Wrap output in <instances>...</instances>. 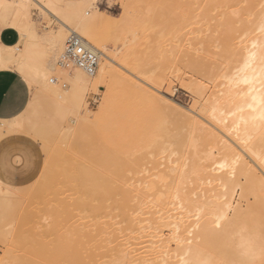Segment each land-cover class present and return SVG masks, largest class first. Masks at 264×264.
<instances>
[{
    "label": "rangeland",
    "instance_id": "rangeland-1",
    "mask_svg": "<svg viewBox=\"0 0 264 264\" xmlns=\"http://www.w3.org/2000/svg\"><path fill=\"white\" fill-rule=\"evenodd\" d=\"M126 1L128 0H107V2L98 0V6L99 3H101L99 9L103 11L106 16L110 17H105L104 27L100 29L101 32L104 30L105 33H97V39L107 46L110 54L117 53L118 56L114 60L115 63L119 60H123L124 56H128L129 66H131L130 64H134L132 66L133 69L131 67L127 68L129 73L121 71V77L113 76L108 79H101L95 89H91L89 86L83 99L82 108L78 112L74 106L77 103V101H75L76 91H74V97L71 95L73 93L72 90H76V87L74 88V86H72V89L70 85L71 82L65 81L67 79L63 78V80H58L55 85H52V87L50 86L51 88L48 86L42 87L41 85L33 87L26 81L30 87L31 97L26 109L21 113V121L26 127L36 124L41 128L44 137L53 140V146L50 148L52 150H46L41 139L26 133L13 132L5 134L0 138L1 140L13 134H21L29 138L34 146L32 152L36 159V165L38 166V171H34L33 176L29 180L18 186H8L15 191L13 192L10 190L12 193H15L11 194L10 200L7 202L0 200V207L12 208L11 210L7 209V211H5L6 213L8 212L7 218L2 220L5 223L1 224L0 222L2 225H0L2 227L0 228V264H50L51 259L52 264H60L62 260L58 261V258L60 259L59 256L62 251V254H64L65 251V257L67 256L66 259L68 256L71 257L75 254V257L78 259L73 261L75 264H121L113 249L117 248L119 237L124 235V233L125 235H129L128 237H131L130 235L135 236L134 233L129 234V219L135 216V209H148L143 203L140 204L139 200L137 201V199L131 196V194H134V192H132V184L134 185L136 179L145 175L146 172H143L145 168L146 170L150 168L149 171H152L151 173H159L161 171V165L158 166V163L161 161V158L163 156L166 157L165 155L168 153L166 146H169V149L172 146L169 150L170 152L175 148L174 151H177L176 156H183L184 153V158H188L191 162L190 158H192V154L194 153L191 154V150L195 151L197 150L196 148H198V151H200V145L205 143L203 141L201 142V139H197V135L190 137L191 134L195 135V133H193L194 131L189 127L191 124L189 125L187 117H192L193 114L196 115L195 112H192L195 110L191 109L195 100L199 98L200 101L202 100L201 102H204L209 96L212 86L221 82L222 76L220 77L218 75L222 74V66H224L226 62H230L229 64H231V60H236L237 62L239 59V57L234 54L235 50H233V48L226 50L227 46L225 47V45H228L229 42L226 43L225 39L229 38L227 37L229 33H231V39H233L236 35L238 36L242 33L244 27L252 25V20L256 21V10L249 9L251 2L254 0H250L251 2L249 0H222L224 2H220V0V3L217 1L214 7L209 8L205 2H199L200 0H144L142 3L140 2L139 6L134 5L135 10L137 8L136 12L129 11L128 14L130 16L127 14L120 19L119 13L122 9L121 5H124ZM235 10H237L236 14L234 13ZM250 11H252V13ZM131 12L132 14H130ZM229 12L231 14H226ZM134 13L136 15H134ZM237 13L241 15H238V17ZM31 15L33 20L37 22L36 26L39 33H44L50 27L53 29L58 28V24L51 17H48V19L41 18L38 9L33 8L31 10ZM228 15L229 17L232 15V20L234 17L240 18H235V21L233 20L235 23H233V30L230 32L223 21L226 20ZM136 16H138L139 19L138 17L136 18ZM131 17L136 20L133 19L134 21H132ZM1 19L2 16H0V20ZM118 19H120V21ZM124 19L127 22L130 20V22L127 23ZM122 20L125 24L121 23ZM112 21L113 23H111ZM222 23L224 25H222ZM111 24L114 29H116L115 25L116 27L118 25H125L124 27L120 26L123 33L117 31L118 29L113 31L114 29H111ZM109 26L111 27L109 28ZM121 29L119 28V30ZM222 29L224 30L222 31ZM107 30H110V32L108 33ZM126 30L128 31L127 33ZM225 32H228L227 35H225ZM210 34L213 35L211 36ZM222 34L225 35L226 38L223 37ZM205 37L206 44L208 46L210 44L208 47L210 49L209 52L201 43ZM90 43L94 45V43ZM231 43H234V41H231ZM198 45H200L199 47L202 45L203 52H205V54H203L204 60H200V58H197L199 55L196 56L195 54L194 49H196ZM138 69H140L141 73ZM143 70L144 74L142 73ZM58 72H56V75ZM146 74H149L152 78L148 75L151 81L149 83L146 82L148 85L144 84L148 86L156 96L171 102V105H168L159 101H153L144 106L145 115L154 122L153 129L143 126L136 127V116L134 114L136 107L134 104L124 99L127 93L132 90L130 81L125 78L137 82L139 79H145V77H147ZM139 82H141V80ZM71 98H75L73 104V100L70 102ZM106 99H109V105L103 109L102 105ZM69 106L70 108L72 106V108L70 109ZM84 109H87L89 113L87 116L84 114ZM111 115L118 121L124 122L125 125L122 126L123 129L119 131V134L113 133V135L109 137L108 128L111 127L107 126L106 122ZM17 118L18 117L9 119V121L16 120ZM80 125L83 126L85 130L81 137L77 135ZM91 132L98 136L100 135L99 138L101 142L99 145L104 151L108 149V147H106L108 146L107 142H110L112 145L116 144L115 147L119 149L126 148L128 150L126 152L124 151L125 153L120 157L121 159L119 161L115 159V162L118 161V163H115V166L119 169L118 173H116L118 177L116 175H114L115 177L111 176L114 180L109 178L110 176L108 177L109 181H113H110V186L113 190L102 199V202L99 198H90L91 196L86 190L81 188L83 186L79 177L82 171L81 169L83 168H87L86 170L88 171L99 173V169H97L98 166L95 163L93 165L89 157L85 156L88 151L86 139L90 137L92 134ZM188 140L192 143L197 142L196 144H198L199 147L194 144V147L192 145L193 149H191V143ZM187 143H189V145ZM203 146L205 147V144ZM204 149L206 150V148ZM204 149H202L204 152L202 151L201 153L200 151L202 155L206 153ZM52 151L55 152V154H53ZM58 153L61 154L62 157V163L57 159L60 167L63 165L62 168H68L69 174L67 173L68 170H66V173L70 176H68L66 180H64L63 177H58L59 179L56 178L53 184L48 182L50 179L49 177L62 169L57 166L56 168L52 163V156ZM194 154L192 159L198 158L199 154L197 153V156ZM17 155L18 153L9 155L7 159L8 167L12 168L18 165ZM190 155L191 157H189ZM123 157L125 158L124 160L122 159ZM199 157L201 159L205 158H202L201 155ZM200 160L198 161L199 163H197V160L191 163L200 165V163H202ZM189 166L193 167L191 164H189ZM189 166H187V169H189ZM158 168H160V171ZM44 171L46 172L44 173ZM149 171L147 174H150ZM40 175H42V178H39L41 177ZM0 176H4L2 170L0 171ZM192 178H194V176ZM242 182H244V180L240 183ZM0 183L3 184L1 181ZM113 183L117 185L112 186ZM156 186L154 187V194H159L161 191L166 190V187L162 184ZM157 189H159V191ZM187 189L186 191L188 193L190 189ZM129 192L131 193L130 195L127 194ZM126 194L129 195V197H127ZM232 195L233 207L240 206L243 211L245 209L250 210L255 206L254 204H256V197L253 198L252 196L254 195L248 196V194L242 193L239 187L234 189ZM1 196L2 195H0V197ZM160 196L163 200L166 194L162 193ZM98 204H102L103 207L101 205V208ZM246 206L248 208H246ZM93 207L97 210H94ZM233 209L231 208L228 212L227 219L229 220L233 217ZM0 212H2L1 209ZM151 215L154 217L153 211L148 212L146 217H150ZM152 221L150 223H152ZM262 221L264 222V218H262ZM228 227V225L225 227L226 230L221 229L219 232L205 234V239L202 242L193 244V253L196 256L195 259L198 260L197 263L193 264H264V253L248 259L239 251V240L241 238L245 239L247 236L245 234L247 232L242 230L240 233L235 234L231 231H227ZM80 229L83 232L91 231V236L89 235L87 238L81 236L83 238H81L82 242L77 241L78 234H80V232L83 233ZM243 231L245 233L242 234ZM58 238L61 240L62 245H59L61 248H59L58 245L55 247H58L61 251L54 249L55 247L53 248ZM38 241L40 243L42 242L40 257H38L39 255L37 252L41 244L38 243ZM136 241L134 243H136ZM35 243L40 245L35 246ZM137 245L133 248L139 251L137 252L138 254L142 252L141 248L144 245H140V243ZM171 246L174 247V245ZM62 248H65V250ZM53 250L59 251L60 254H56L59 252L54 253L55 251ZM45 251L48 253L44 254ZM68 253H70V255H68ZM42 254H44V257H42ZM49 255H51V257ZM41 257L43 259L40 260ZM46 257L50 260L48 261ZM75 257H72V259H75ZM56 259L60 263L56 262ZM69 259L70 258L67 260ZM65 261L66 260H64V262ZM76 261H80L81 263H77Z\"/></svg>",
    "mask_w": 264,
    "mask_h": 264
},
{
    "label": "bare ground",
    "instance_id": "bare-ground-1",
    "mask_svg": "<svg viewBox=\"0 0 264 264\" xmlns=\"http://www.w3.org/2000/svg\"><path fill=\"white\" fill-rule=\"evenodd\" d=\"M143 1L144 0L126 1L124 5H121L122 9L119 13V16L121 17L120 19L126 16L129 11L136 12L137 8L135 10V6H139L140 2L142 3ZM217 1L219 2L220 0H200L199 2H205L209 8L214 7ZM97 2L98 0H0V16H2V19L0 20V28L13 29L18 35V41L13 45L0 43V70L7 69L16 71L33 87L36 85L52 87V85H55L58 80H63V78L67 79L68 81L64 80L69 83L71 82V88L72 86H74V88L76 87V90H72L73 93L71 94L74 97V91H76V100L75 98H71L70 102L73 100V104L74 100L77 101L76 104L74 103V106L78 112L82 108L83 99L89 86L91 89H95L101 79H108L113 76L121 77V71L128 72L127 68H132L134 65L130 64L131 66H129L128 56H124L123 60L118 59L119 61H117L119 63H115L114 60L118 56L117 53L110 54L107 46L97 39V33L99 34L101 32L100 29L104 27V19L110 17L106 16L103 11L99 9ZM220 2L224 1L221 0ZM33 8L39 10V16H41V18L48 19V17H51L58 24V28L53 29L50 27L44 33H39L36 26L37 22L33 20L31 15V10ZM249 9H255L257 11H255L257 19L255 18V22L252 20V25L246 26L244 24L246 27L243 28V31L241 30L242 33L240 32L241 34L238 36L234 35L235 37L233 39H231V33L227 36L229 37L228 39L225 37L228 32H225V35L222 34L223 37L227 39L224 38L226 43L229 42L228 45H225V47L227 46L226 50L233 48V50H235L234 54H236L239 59L237 62L236 60H231V64H229L230 62L227 63L224 61L226 64L222 66V74L218 75L220 77L222 76L221 82L212 86L209 96L204 102H201L202 100L200 101L199 98L195 100L191 106L192 108H190L195 110L192 112H195L196 115L193 114L192 116L190 114L192 117H187L189 125L191 124L192 126L189 127L192 128V131H194L193 133H195V135L191 134V136H189L192 137L197 135V139H201V142H205L202 143L203 145L205 144V147L202 144V146L200 145L201 149L199 150L201 153L203 151L202 149L206 148V150L204 149L206 153L203 154L205 156H203L200 151H198V148H196L197 150L195 151L191 150L193 149L192 145L194 147V144L197 142L192 143L188 140L191 143V154L194 152L195 154H193L197 156L198 153V158H200V155L202 158H205H200L201 160L197 157L196 159L194 158L197 160V163H199V160L202 161L200 165H196L197 163L194 165V163H191L195 161L192 159L193 154L192 158H190V162L188 158H184V153L183 156H176L177 151H174L175 148L170 152L169 150L172 146L170 149L168 148L169 146H166V150H168L167 155H165L166 157L162 155L164 157L163 159V157L161 158L159 156L161 161H159L158 166L161 165V171L159 170L160 168H158L160 171L159 173H151L152 171H149L150 168L149 170H146L145 168V171H143L144 173L146 172L145 175H143L144 177L142 176L136 179L134 185L131 183L133 188L131 189L134 194L132 195L130 193L131 191L127 194H131L134 199H137V201L139 200L140 204L143 203L148 209H135V216L129 219L130 228L128 226L130 229L129 234L134 233L135 236L130 235L131 237H128L129 235H125L124 233V235L119 237L117 248L113 249L121 264L197 263L198 260L195 259L196 256L193 253V244L202 242L205 239V234L219 232L221 229L226 230L225 227L227 225L229 226L227 231H231L232 233L237 234L242 230L247 232L245 234L247 235L246 238H241L238 246L239 251L248 259L264 253V222L262 221V218H264V119H261V113L264 112V87H262L261 84V80L264 79V0L252 1ZM236 11L237 10L234 11L235 14ZM132 12L130 14H132ZM250 12L252 13V11ZM226 14L231 13L229 12ZM241 14L237 13V16ZM134 15L136 14L134 13ZM137 17L138 16H136V18ZM235 18L236 17H234L233 20ZM120 19L118 20L120 21ZM133 19L135 18H132V21H134ZM233 20L232 15H230V17L228 15L226 20H223L225 26L228 27L229 32L233 30V23H235V20ZM128 22H130V20ZM111 23H113V21ZM121 23H123V20ZM224 24L222 23V25ZM116 25L115 28L118 29L117 31L123 33V30L120 27L123 25H118L121 30H119ZM111 26H109V28ZM111 29H114L113 26ZM116 29L113 31H116ZM223 30L224 29H222V31ZM71 31L79 34L88 43H94L92 46L99 52L100 58L98 68L94 75H88L78 68H63L59 65L67 34ZM109 32L110 30L108 33ZM127 32L128 31L126 30V33ZM101 33H105L104 30ZM205 39L206 37L201 43L209 52L210 49L208 47L210 44L208 46ZM231 41H234V43H231ZM208 42L210 43L209 40ZM202 45L201 47L198 45V47L194 49L196 56L199 55L197 58H200V60H204L203 54H205ZM245 65H247V67ZM138 70L140 71V69ZM56 72H58L57 75ZM142 73L144 74V70ZM148 75L146 74L147 77H145V79H139V81L141 80L143 83L125 78L130 81L132 90L127 93L124 99L128 100L136 107L134 110L136 127L143 126L153 129L154 122L145 115L143 109L144 106L153 101H159L168 105H171V102L159 98L148 88V86L145 85L149 83L152 78L150 75L151 78L148 77ZM108 105L109 99H106L102 108L104 109ZM84 111V114L87 116L89 114L87 109H84ZM17 117L16 120L11 121L0 120V138L5 134L13 132L26 133L32 134L34 137L41 139L46 150L53 146V140L44 137L41 128L36 124L26 127L21 121L22 114ZM106 125L111 127L108 128V136L110 137L113 133L119 134V131L123 129L122 126L125 124L124 122L115 119V117L113 118L111 115V117L107 119ZM83 131L85 130L83 126L80 125L78 127L77 135L81 137V135H83L82 133H84ZM99 136L92 133L90 137L86 139L88 151L85 154V156H88L89 160L93 162V165L95 163L98 166V168H96L99 169V173L88 171L86 170L87 168H83L81 169L82 171L79 177L83 186L81 188L86 190L91 196L90 198H99L102 202V199L113 190L110 186V181L112 180L109 181L108 179H113V177H115L114 175L119 171L118 167L115 166V163H118L121 159L120 157L128 150L126 148L119 149L115 147L116 144L112 145L110 142H107L108 146H105L108 147V149L104 151L99 145L101 142ZM187 144L189 145V143ZM196 145L199 147L198 144ZM184 152L186 153L185 150ZM53 154H55V152H53ZM189 157H191V155ZM57 159L62 163L61 154L58 153L55 156H52L53 165L59 168L60 165ZM115 159L118 161L115 162ZM122 159L124 160L125 158L123 157ZM189 164L194 166L191 167ZM187 166H189V169H187ZM62 167L63 165H61L60 168ZM66 170H68V173V168L58 170L57 173H54V175L49 177L50 179L48 182L53 183L58 177H63L64 180L68 179V176L70 175H68L69 173H66ZM148 171L150 174H147ZM45 172L46 171H44V173ZM42 175H40L41 177L39 178H42ZM192 175L194 178H192ZM116 176L118 177V175ZM242 180H244L245 183H240ZM158 184H162L166 187V190L161 191L159 194H154V187ZM115 185L114 183L112 184V186ZM236 187H239L242 193L248 194V196L254 195L252 196L253 198L256 197V204H254L255 206L253 205V209H248L249 211L245 209L243 211L240 206L233 207L232 192ZM186 189L189 190L188 193ZM10 190L15 192L13 189L0 183V195L9 196L15 194ZM157 190L159 191V189ZM162 193L166 194V197H164L163 200L160 196ZM127 194L126 196L129 197ZM231 208H234L232 214L233 217L229 220L227 219V215ZM246 208L248 207L246 206ZM0 209L2 211L0 212V222L1 224H4L5 222L2 220H5L8 214V212L6 213L5 211H7V209L11 210L12 208L0 207ZM152 211L154 212V217L152 215L146 217V214ZM151 221L152 223H150ZM225 223L228 224L226 225ZM1 226L0 228H2ZM80 231L82 230L80 229ZM245 232L243 231L242 234ZM90 234L91 231L80 232L77 241L82 242L81 236L87 238ZM134 240L141 241H136V243H134ZM38 243L40 242L38 241ZM139 243L144 246L141 248L142 252L137 254L139 251H136L133 247ZM40 244L35 243V246H41L38 247V257H40L42 251V242ZM57 245H62L59 238L55 241L53 248ZM171 245H174V247ZM60 246L59 248H61ZM59 248L55 247L54 249L60 250ZM65 248L62 249L65 250ZM56 250H53L55 251L54 253L59 252ZM46 253L48 252L45 251L44 254ZM62 253L63 251L61 254L60 252L56 253L60 254V256L57 255L60 257V259L58 258V261L62 260L60 263L56 259V262L60 264H75V262H73L77 259L75 254L71 257L68 256L70 259L67 260L68 258L66 259L67 256L65 257V251L64 254ZM44 254H42V257H44ZM68 255H70V253H68ZM49 256L51 257V255ZM42 257L40 260L43 259ZM48 257H46L47 260ZM72 257H75V259H72ZM64 260H66V263ZM51 261L50 264H52ZM76 262L81 263L80 261Z\"/></svg>",
    "mask_w": 264,
    "mask_h": 264
},
{
    "label": "crops",
    "instance_id": "crops-1",
    "mask_svg": "<svg viewBox=\"0 0 264 264\" xmlns=\"http://www.w3.org/2000/svg\"><path fill=\"white\" fill-rule=\"evenodd\" d=\"M17 41L18 35L13 29L0 28L1 44L13 45ZM30 97V87L19 73L0 70V120H9L20 115L26 109ZM33 150L32 141L21 134L8 135L0 140V171L4 173L3 177L0 176V181L5 186L23 184L33 176L34 171H38ZM14 153H18V165L11 168L7 166V159ZM10 197L11 195L1 196L0 200L7 202Z\"/></svg>",
    "mask_w": 264,
    "mask_h": 264
},
{
    "label": "built area",
    "instance_id": "built-area-1",
    "mask_svg": "<svg viewBox=\"0 0 264 264\" xmlns=\"http://www.w3.org/2000/svg\"><path fill=\"white\" fill-rule=\"evenodd\" d=\"M99 58V52L90 43L71 31L67 34L59 65L63 68H78L88 75H94L97 72Z\"/></svg>",
    "mask_w": 264,
    "mask_h": 264
},
{
    "label": "snow or ice",
    "instance_id": "snow-or-ice-1",
    "mask_svg": "<svg viewBox=\"0 0 264 264\" xmlns=\"http://www.w3.org/2000/svg\"><path fill=\"white\" fill-rule=\"evenodd\" d=\"M247 67V65H245ZM262 87H264V79L261 80ZM261 119H264V112L261 113Z\"/></svg>",
    "mask_w": 264,
    "mask_h": 264
}]
</instances>
